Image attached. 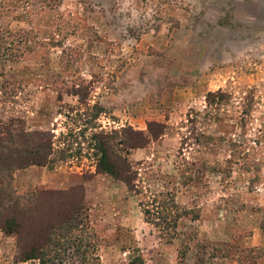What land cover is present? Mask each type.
Returning a JSON list of instances; mask_svg holds the SVG:
<instances>
[{
  "label": "rangeland",
  "instance_id": "obj_1",
  "mask_svg": "<svg viewBox=\"0 0 264 264\" xmlns=\"http://www.w3.org/2000/svg\"><path fill=\"white\" fill-rule=\"evenodd\" d=\"M10 118L52 161L13 171L38 200L0 229V264H264V0H0ZM111 131L130 186L97 167Z\"/></svg>",
  "mask_w": 264,
  "mask_h": 264
},
{
  "label": "trees",
  "instance_id": "obj_2",
  "mask_svg": "<svg viewBox=\"0 0 264 264\" xmlns=\"http://www.w3.org/2000/svg\"><path fill=\"white\" fill-rule=\"evenodd\" d=\"M157 122H149L148 128L152 135L156 134L152 130V125ZM159 126V125H158ZM125 133L123 138L124 144L129 147H139L144 145L148 139L142 135L140 131L133 130L130 127L121 129ZM162 130L158 132L161 133ZM115 131L111 133L99 132L93 136L96 137L99 151V159L97 167L99 170L110 174L118 181H122L126 186H130L134 178V171L131 169L130 163L125 157L119 156L116 152L114 137ZM45 132H26L23 129V122L19 118H10L3 122L0 121V229L14 230L18 234L21 233L19 219V209H28L36 202V197L29 194H18L12 186V173L16 169L34 165H47L52 160L51 139L46 137ZM34 211L31 210V213ZM24 213H26L24 211ZM33 216V214H31ZM157 217L160 218L157 213ZM23 222V221H22ZM56 231L60 232L63 222L54 224ZM48 228L39 231L42 236L40 239L30 240L29 244L21 243V259L28 260L32 258L41 259L47 252L44 250L48 246H53L52 232ZM49 232V233H48ZM163 237V236H162ZM127 264H142V257L135 255Z\"/></svg>",
  "mask_w": 264,
  "mask_h": 264
}]
</instances>
